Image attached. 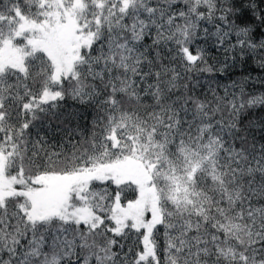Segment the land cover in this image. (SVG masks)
<instances>
[{"label":"snow or ice","instance_id":"1","mask_svg":"<svg viewBox=\"0 0 264 264\" xmlns=\"http://www.w3.org/2000/svg\"><path fill=\"white\" fill-rule=\"evenodd\" d=\"M257 85L264 0H0V264H264Z\"/></svg>","mask_w":264,"mask_h":264},{"label":"trees","instance_id":"2","mask_svg":"<svg viewBox=\"0 0 264 264\" xmlns=\"http://www.w3.org/2000/svg\"><path fill=\"white\" fill-rule=\"evenodd\" d=\"M241 72H243V68L237 67L232 73V79H240L241 78V75H240ZM253 75H257V73H253ZM225 82H227V81H225ZM249 90L250 91L264 92V87L257 85L255 89L250 88ZM68 103L70 104L71 101H69ZM262 116H264V112H261L260 110L255 111L254 118H260ZM133 239H135V237H133Z\"/></svg>","mask_w":264,"mask_h":264}]
</instances>
